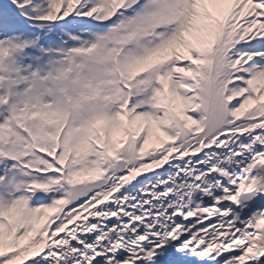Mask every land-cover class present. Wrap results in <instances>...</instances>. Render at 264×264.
Wrapping results in <instances>:
<instances>
[{
  "label": "snow or ice",
  "instance_id": "snow-or-ice-1",
  "mask_svg": "<svg viewBox=\"0 0 264 264\" xmlns=\"http://www.w3.org/2000/svg\"><path fill=\"white\" fill-rule=\"evenodd\" d=\"M0 264H264V0H0Z\"/></svg>",
  "mask_w": 264,
  "mask_h": 264
}]
</instances>
